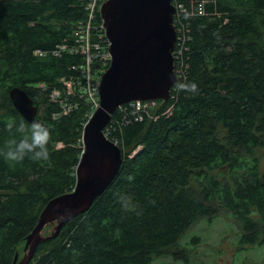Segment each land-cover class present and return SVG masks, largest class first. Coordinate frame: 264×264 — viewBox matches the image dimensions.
Returning <instances> with one entry per match:
<instances>
[{"label":"trees","instance_id":"1","mask_svg":"<svg viewBox=\"0 0 264 264\" xmlns=\"http://www.w3.org/2000/svg\"><path fill=\"white\" fill-rule=\"evenodd\" d=\"M179 1L194 9L182 84L141 120L117 109L106 133L123 151L120 173L29 264H155L194 224L223 212L241 228L242 248L264 244V0ZM85 18L78 0H0V146L19 139L20 122L31 125L13 87L51 132L47 161L0 157V264L23 258L48 202L76 186L90 108L78 100L56 118L50 93L77 74L81 56L54 50L74 41Z\"/></svg>","mask_w":264,"mask_h":264},{"label":"water","instance_id":"2","mask_svg":"<svg viewBox=\"0 0 264 264\" xmlns=\"http://www.w3.org/2000/svg\"><path fill=\"white\" fill-rule=\"evenodd\" d=\"M174 14L173 0H107L102 4L112 60L102 75L100 107L84 127L76 186L48 202L27 236L23 258L19 260L16 254L13 264H29L40 244L56 239L63 228L78 222L120 173L123 151L106 134L119 106L136 100H169L178 81ZM9 94L27 122L45 125L25 90L13 87Z\"/></svg>","mask_w":264,"mask_h":264},{"label":"built area","instance_id":"3","mask_svg":"<svg viewBox=\"0 0 264 264\" xmlns=\"http://www.w3.org/2000/svg\"><path fill=\"white\" fill-rule=\"evenodd\" d=\"M84 7L86 18L80 20L76 25L74 33V41L71 43L64 42L57 46L54 50L55 56H61L64 53L79 55L82 62L73 66L77 70V74L71 78H62L63 83L60 87H55L50 93V100L58 102L61 110L54 114V117L68 114L72 110L78 108L82 100L86 102L90 108L88 119L100 107V84L102 75L110 66L112 55L110 53V41L106 35L104 19L101 15L102 4L107 0H78ZM192 6L196 0L190 1ZM205 0L201 4H205ZM204 6V5H203ZM203 6L200 9L203 12ZM193 11H190L189 5L175 0L174 25L176 29V42L173 51L174 70L178 77V81L172 87V90H177L185 78V71L188 67L184 56L188 51L187 41L188 34L187 22ZM38 52V51H37ZM93 66V67H92ZM41 86H44L41 84ZM170 97H174V94ZM127 105V106H126ZM158 100H136L119 106V108H131L135 118L143 119V113H148L150 109L158 107ZM86 122V123H87ZM86 125V124H85ZM107 134V133H106ZM83 142V138H82ZM84 152V151H83Z\"/></svg>","mask_w":264,"mask_h":264},{"label":"rangeland","instance_id":"4","mask_svg":"<svg viewBox=\"0 0 264 264\" xmlns=\"http://www.w3.org/2000/svg\"><path fill=\"white\" fill-rule=\"evenodd\" d=\"M241 235L230 213L223 212L212 223L202 219L176 246L156 257L155 264H264V244L242 248ZM194 236L199 237L197 242L192 240Z\"/></svg>","mask_w":264,"mask_h":264},{"label":"clouds","instance_id":"5","mask_svg":"<svg viewBox=\"0 0 264 264\" xmlns=\"http://www.w3.org/2000/svg\"><path fill=\"white\" fill-rule=\"evenodd\" d=\"M173 3L175 5V0ZM11 127L12 125H9V128ZM15 132L19 135V139L13 137L6 140L0 146V157L13 163H21L25 158L33 161H47L49 159L48 145L51 132L48 127L39 122L27 125L22 121L16 127Z\"/></svg>","mask_w":264,"mask_h":264},{"label":"bare ground","instance_id":"6","mask_svg":"<svg viewBox=\"0 0 264 264\" xmlns=\"http://www.w3.org/2000/svg\"><path fill=\"white\" fill-rule=\"evenodd\" d=\"M117 111V110H116ZM113 116V115H112Z\"/></svg>","mask_w":264,"mask_h":264}]
</instances>
